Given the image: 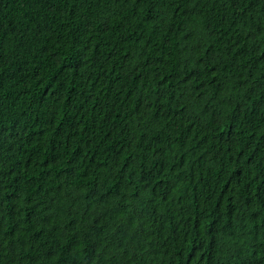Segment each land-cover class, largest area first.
<instances>
[{"label":"trees","instance_id":"1","mask_svg":"<svg viewBox=\"0 0 264 264\" xmlns=\"http://www.w3.org/2000/svg\"><path fill=\"white\" fill-rule=\"evenodd\" d=\"M0 264H264V0H0Z\"/></svg>","mask_w":264,"mask_h":264},{"label":"bare ground","instance_id":"2","mask_svg":"<svg viewBox=\"0 0 264 264\" xmlns=\"http://www.w3.org/2000/svg\"><path fill=\"white\" fill-rule=\"evenodd\" d=\"M206 260V259H205Z\"/></svg>","mask_w":264,"mask_h":264}]
</instances>
